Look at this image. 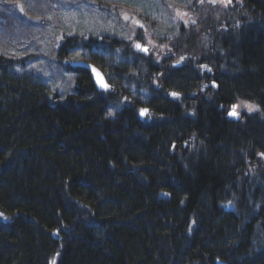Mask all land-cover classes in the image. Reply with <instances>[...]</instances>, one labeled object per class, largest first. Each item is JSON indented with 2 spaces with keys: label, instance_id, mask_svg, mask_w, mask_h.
<instances>
[{
  "label": "trees",
  "instance_id": "1",
  "mask_svg": "<svg viewBox=\"0 0 264 264\" xmlns=\"http://www.w3.org/2000/svg\"><path fill=\"white\" fill-rule=\"evenodd\" d=\"M57 1L12 2L32 16ZM198 1L169 71L130 35L59 33L49 54L74 80L60 94L28 69L40 53L0 47V264H264V0ZM77 51L115 92L67 61ZM240 101L254 112L220 110Z\"/></svg>",
  "mask_w": 264,
  "mask_h": 264
},
{
  "label": "rangeland",
  "instance_id": "2",
  "mask_svg": "<svg viewBox=\"0 0 264 264\" xmlns=\"http://www.w3.org/2000/svg\"><path fill=\"white\" fill-rule=\"evenodd\" d=\"M12 1L22 2L23 0H0V3L6 7L4 13L9 14L11 10H15L24 18L28 28L25 30L15 28L14 30V28L9 29L0 25V47H5L9 52L40 53L36 58L37 60L29 64L28 69H33L39 73L44 78L45 83L52 89L59 91L60 94L64 93L74 80L70 74L58 72L55 59L49 54L58 44L59 33L82 36L95 34L130 35L133 46L134 41L137 40L136 37H138V42L143 45L147 44L151 51L158 52L163 49L162 45L169 48L170 38L180 31L178 28L180 24L192 22L193 16L199 14L198 11L195 13V10H188L193 0H59L57 3L51 4L50 8L42 9L39 7L43 10L40 11L42 13L35 9L32 2H28L27 11L32 14L31 16L21 10L22 5L17 6L15 4L14 6ZM98 1L118 5L120 14H123V19L120 20L118 17L112 21L103 18V15H109L97 13ZM138 14L146 16L148 21L144 22ZM2 21L5 22L6 20ZM181 28H186V26ZM10 30H14V32L11 31L10 33ZM162 53H165V50L158 54L163 56ZM81 54L80 51H77L70 55L67 61L79 60ZM127 60L129 59H125V61ZM246 105L253 104L241 103V107L238 108L239 113L241 111L250 112Z\"/></svg>",
  "mask_w": 264,
  "mask_h": 264
},
{
  "label": "flooded vegetation",
  "instance_id": "3",
  "mask_svg": "<svg viewBox=\"0 0 264 264\" xmlns=\"http://www.w3.org/2000/svg\"><path fill=\"white\" fill-rule=\"evenodd\" d=\"M136 45V44H135ZM147 46V52H144L142 51L141 49H138L136 46H135V49L140 51V53L144 54L145 56H147L150 52H151V48L149 47V45H146ZM142 47V45H141ZM186 59H187V56L186 55H176L173 52L171 51H166L165 54L163 56H160V55H157V53L154 54V57L151 58V60L154 62V63H160V64H167L169 65L168 68H166L165 70L166 71H169L170 69H175V68H181L184 66V63L186 62ZM129 60H127L126 62H128ZM157 68V67H156ZM164 69V68H163ZM160 75H163V73H160ZM212 82L210 84H207L205 85V89H208L210 86H211ZM214 89H216L217 87L213 86ZM170 97L173 98V99H181V96H180V93L178 94V92L176 93V95H171V93H169ZM190 98H193L195 97V94L194 93H191L189 95ZM233 106H236V105H230L228 108H225L223 105L220 106V110H222L223 112L226 113V117L227 118H232V117H236V116H233V115H230V113L233 111ZM237 110V106L235 108V111Z\"/></svg>",
  "mask_w": 264,
  "mask_h": 264
},
{
  "label": "water",
  "instance_id": "4",
  "mask_svg": "<svg viewBox=\"0 0 264 264\" xmlns=\"http://www.w3.org/2000/svg\"><path fill=\"white\" fill-rule=\"evenodd\" d=\"M72 65L75 67L84 68L87 71H89L92 81L97 89L103 90V91H110L113 89V87L109 85V83L106 81V78L103 72L98 67L93 65L92 63L79 60V61L72 62ZM104 85H107V87H105ZM143 110H146V109H143ZM146 111L144 112V114H141L142 113V110H141L140 112L141 119L143 118V116H145Z\"/></svg>",
  "mask_w": 264,
  "mask_h": 264
},
{
  "label": "bare ground",
  "instance_id": "5",
  "mask_svg": "<svg viewBox=\"0 0 264 264\" xmlns=\"http://www.w3.org/2000/svg\"><path fill=\"white\" fill-rule=\"evenodd\" d=\"M195 13H196V11H195ZM10 53H11V52H10ZM13 54H15V56H17V57H19V58H23V57L26 56L25 54H29V53H17V52H13ZM30 62H31V61H28V59L25 60L26 65H28ZM112 87H113V89L110 90L109 92H115V86L112 85ZM170 93L172 94V93H173V90L170 91ZM143 99H144V98H143ZM122 101H123V102H127V101H129V98L123 96V97H122ZM243 102H246V101H240V102L234 103V104H232V105L239 106V105H241V103H243ZM143 109H146L147 111H146V113H145V116H143V118L141 119V117H140V112H141V110H143ZM138 116H139L140 120L147 119V120L149 121V120H150V117H149V109H148V107H145V106L139 107V108H138ZM228 119H230V118H228ZM231 120H233V119H231ZM238 120H239V119H238ZM238 120H235V121H238Z\"/></svg>",
  "mask_w": 264,
  "mask_h": 264
},
{
  "label": "snow or ice",
  "instance_id": "6",
  "mask_svg": "<svg viewBox=\"0 0 264 264\" xmlns=\"http://www.w3.org/2000/svg\"><path fill=\"white\" fill-rule=\"evenodd\" d=\"M229 2H230V0H229ZM193 23H194V21H193ZM135 46H136L138 49H141L142 51L147 52V48H142L140 44H136ZM104 86L107 87V85H104ZM172 95L175 96L176 93H172ZM246 107L248 108V110H249L250 112L254 110V106H253V105H246ZM235 108H236V106H233V111L230 113V115L238 116V113L235 111ZM145 111H146V110H142V113H141V114H144Z\"/></svg>",
  "mask_w": 264,
  "mask_h": 264
}]
</instances>
